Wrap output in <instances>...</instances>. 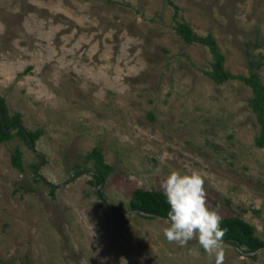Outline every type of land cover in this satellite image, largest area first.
Listing matches in <instances>:
<instances>
[{
	"label": "rangeland",
	"instance_id": "1",
	"mask_svg": "<svg viewBox=\"0 0 264 264\" xmlns=\"http://www.w3.org/2000/svg\"><path fill=\"white\" fill-rule=\"evenodd\" d=\"M170 1L176 10L165 0H0V96L24 130H40L33 147L43 158L13 130L0 142V264H215L196 239L166 241L165 218L104 207L82 159L93 146L113 167L99 187L109 206L126 211L133 189L161 191L170 172L196 170L208 206L264 241L250 89L214 83L207 48L173 29L184 21L210 33L226 70L263 83L264 0ZM14 147L21 171L9 162ZM75 165L80 174L60 186ZM222 247V264H264V248Z\"/></svg>",
	"mask_w": 264,
	"mask_h": 264
},
{
	"label": "trees",
	"instance_id": "2",
	"mask_svg": "<svg viewBox=\"0 0 264 264\" xmlns=\"http://www.w3.org/2000/svg\"><path fill=\"white\" fill-rule=\"evenodd\" d=\"M168 4L176 7L170 0H165ZM175 33L186 43H200L204 45L211 55L210 67L204 73L214 83H221L228 79H237L244 83L251 92V98L249 100V108L255 114L256 121L259 125L258 133L254 138V142L257 146H264V82L262 83L258 75L250 71L247 75L231 74L223 66L224 56L219 51L217 43L210 33L205 35H198L192 31L190 26L184 21H176L174 25ZM0 110L2 113V119L4 127L9 129L8 132H4L0 123V142L7 140L11 136V130L13 133L19 136L27 145L28 141L26 136L20 128V114L13 112L7 114L3 98L0 96ZM27 134L34 142L39 134L40 130H26ZM84 162H90L92 166L91 175L95 184H99L100 181L106 179L107 175L112 171L113 167L103 160V155L100 147L93 146L89 151L83 155ZM9 162L11 166L21 171V153L17 147H14L9 155ZM80 167L74 166V172L78 173ZM34 180H38L36 175H33ZM53 187L49 189L50 195H52ZM102 197V193L99 191ZM101 205V204H100ZM209 207V206H208ZM127 210H138L143 214H138L141 217L151 218L160 217L167 218V213L170 211V207L166 202V198L162 194V191L153 189L135 188L132 190L131 195L127 201ZM212 209L211 207H209ZM220 228L224 230L223 240L232 241L238 248L243 249L244 252H253L258 248L264 246V241L260 237L254 234V229L251 224L247 223L238 216H223L221 217ZM264 237V227L262 230Z\"/></svg>",
	"mask_w": 264,
	"mask_h": 264
},
{
	"label": "clouds",
	"instance_id": "3",
	"mask_svg": "<svg viewBox=\"0 0 264 264\" xmlns=\"http://www.w3.org/2000/svg\"><path fill=\"white\" fill-rule=\"evenodd\" d=\"M159 187L170 207L166 219L169 226L163 229L166 241L186 247L189 241L196 239L210 260L214 257L215 264H222L225 233L220 228L221 216L218 209L208 207L204 179L199 171L181 174L174 170L161 180ZM89 226L94 236L93 225L89 223ZM189 254L198 257L199 251L190 248ZM120 261L128 264L123 257Z\"/></svg>",
	"mask_w": 264,
	"mask_h": 264
},
{
	"label": "water",
	"instance_id": "4",
	"mask_svg": "<svg viewBox=\"0 0 264 264\" xmlns=\"http://www.w3.org/2000/svg\"><path fill=\"white\" fill-rule=\"evenodd\" d=\"M0 123H1V126H2L3 131H4V132H8L9 129L5 128V127H4V124H3V119H2V113H1V110H0ZM20 128H21L22 132L24 133V135L26 136V139H27V141H28V144H29L30 148H31L32 150H34L33 142L31 141V138L29 137V135L27 134V132L23 129V127L20 126ZM34 151H35V150H34ZM35 152H36V151H35ZM36 154H37L38 157H39V162H38V164H41L42 161H43V158H42V156H41L38 152H36ZM33 172L36 173V169H35V168H34ZM90 173H91V172H90ZM79 174H80V172L76 173L74 176H72L71 178H69L68 180H66V181L63 182L62 184H60V186H62V185H63L64 183H66L67 181H70L71 179L76 178ZM101 184H102V181H100L99 184L96 186V188L94 189V193H95V196L99 199V201L101 202V204H102L104 207L110 208V209L115 210V211L124 212V213H125V212H126V213H127V212H132V213L143 214L141 211H138V210H126V211H122V210H119V209L116 208V207L109 206V205H108V204L102 199L101 195L99 194V187H100ZM52 186H54V185H52ZM165 219H167V218H165ZM222 243L229 244L230 246H232L233 248H236V249H237L239 252H241V253H247V252H243V251H242L240 248H238V247L236 246V244H235L234 242H232V241L222 240ZM263 248H264V246L261 247V248H258L257 250H255V251H253V252H249L248 254H254V253L257 252L258 250L263 249Z\"/></svg>",
	"mask_w": 264,
	"mask_h": 264
}]
</instances>
